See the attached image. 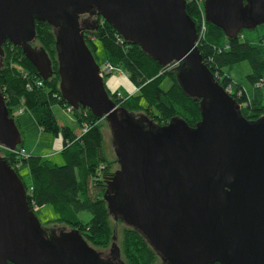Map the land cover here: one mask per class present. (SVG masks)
Here are the masks:
<instances>
[{"label": "water", "instance_id": "obj_1", "mask_svg": "<svg viewBox=\"0 0 264 264\" xmlns=\"http://www.w3.org/2000/svg\"><path fill=\"white\" fill-rule=\"evenodd\" d=\"M92 7L159 64H181L178 84L199 101L194 127L178 117L157 124L115 104L78 20ZM185 7L186 0H0V65L8 39L50 77L51 59L34 43L35 20H46L62 98L105 119L119 142V168L103 195L114 219L139 229L173 264H264V115L243 117L206 67ZM203 8L227 38L264 24V0H204ZM20 143L0 93V146ZM94 254L77 229L42 226L22 180L0 157V264H94Z\"/></svg>", "mask_w": 264, "mask_h": 264}, {"label": "trees", "instance_id": "obj_2", "mask_svg": "<svg viewBox=\"0 0 264 264\" xmlns=\"http://www.w3.org/2000/svg\"><path fill=\"white\" fill-rule=\"evenodd\" d=\"M185 10L197 29L201 19L197 1L186 0ZM85 15L90 17L81 27L83 37L96 62L98 63L94 52L95 41H99L104 51L105 63L111 67V72L122 71L136 89L134 93H130L120 88L111 91L106 87L116 105L131 112L144 113L158 124H165L172 117L183 119L190 127L199 122V101L187 96L176 78L181 64H159L140 45L125 40L97 13L95 7ZM253 32L256 34L251 35ZM34 40L51 59V76L43 79L21 47L14 46L6 39L2 44L0 93L9 116L14 118V113L19 112L20 108L22 112L28 109L42 131L61 137L63 147L59 154L64 162L57 164L47 156L31 153H27V156L20 155L19 151L23 149L22 135L21 143L15 148L16 152L0 146V157L22 180L26 200L32 210L34 206H52L57 216L45 223H50L49 226L42 223L45 229L58 230L60 227H56L54 222L64 224L77 229L93 248H106L115 237L113 221H122L114 219L103 199L107 188L106 178L114 173L112 165L116 162L107 159L103 151V118H98L90 109L80 106L70 111L72 124H60L57 121L53 106L57 105L65 110L68 104L59 90L55 32L46 20H35ZM197 48L204 64L223 89L230 86L234 92L241 91L239 96L232 93V97L241 105L242 116L248 121H255L263 116L264 24L243 29L236 38H227L221 28L206 22L203 36H198ZM241 61H247L250 66V73L244 78L245 84L234 81L230 75L233 66ZM111 72H105L104 75ZM165 79L170 81L167 89L161 87ZM15 122L17 124L16 120ZM84 126L86 129L83 131ZM76 130L80 132L77 134ZM23 167L28 169L29 182H25L19 173ZM81 212H88L90 219H81ZM120 232L118 246L126 264L159 262L157 253L139 229L124 224Z\"/></svg>", "mask_w": 264, "mask_h": 264}, {"label": "rangeland", "instance_id": "obj_3", "mask_svg": "<svg viewBox=\"0 0 264 264\" xmlns=\"http://www.w3.org/2000/svg\"><path fill=\"white\" fill-rule=\"evenodd\" d=\"M259 31H261L259 29ZM256 34V32L251 33ZM38 45L37 43H35ZM96 49L95 56L99 63V66L102 70H105V60H104V51L99 41H95ZM250 73V66L247 61H241L235 64L230 72L231 77L234 81L241 82L245 84V75ZM105 74V73H104ZM103 74V75H104ZM103 81L108 89L113 91L116 88L123 89L124 91L134 93L136 89L129 83L124 73L120 70H113L110 74L103 76ZM170 85L169 79H165L161 87L163 89H167ZM53 112L57 121L60 124L69 123L72 124V117L70 113H67L64 109L60 108L57 105L53 106ZM14 119L17 121L18 128L23 137L22 147L27 153H31L34 155H43L50 158L54 163L62 164L64 162L62 156L59 154V151L56 148V137L48 132L42 131L38 126L35 118L32 113L28 109H24L22 113L15 112ZM101 129L103 134V151L107 159L116 160V162L112 165V170H117L119 168V163L117 161L118 153L117 148L119 146V142H117L109 123L103 119L101 121ZM80 131L76 130L78 134ZM19 173L25 182H29V173L27 168H21ZM33 211L41 224H45L46 222L53 220L56 218V213L53 208L49 204H44L41 206H34ZM81 219L84 221H88L91 215L88 212L80 213ZM118 219H120L118 217ZM121 220V219H120ZM122 221V220H121ZM50 224V223H48ZM48 224H45L49 226ZM53 224V223H51ZM57 224L56 227L67 228L68 226L64 224ZM125 223L113 221V227L115 231V239L113 240V244L115 247H119V239L120 231ZM126 225V224H125ZM51 226V225H50ZM159 258V257H158ZM124 260V259H123ZM160 262V261H159ZM157 262L156 264H158Z\"/></svg>", "mask_w": 264, "mask_h": 264}, {"label": "flooded vegetation", "instance_id": "obj_4", "mask_svg": "<svg viewBox=\"0 0 264 264\" xmlns=\"http://www.w3.org/2000/svg\"><path fill=\"white\" fill-rule=\"evenodd\" d=\"M90 16L84 14H78L79 24L82 27L86 22H88ZM139 113V112H138ZM144 114V113H143ZM154 121V120H153ZM157 123L156 121H154ZM158 124V123H157ZM50 231V230H47ZM115 239V237H113ZM95 249L94 254V264H126L123 260L122 253L119 247H115L113 241L109 244L108 247L103 249ZM159 263L158 264H173V261L167 260L165 257L159 254Z\"/></svg>", "mask_w": 264, "mask_h": 264}, {"label": "built area", "instance_id": "obj_5", "mask_svg": "<svg viewBox=\"0 0 264 264\" xmlns=\"http://www.w3.org/2000/svg\"><path fill=\"white\" fill-rule=\"evenodd\" d=\"M197 1V4L199 6V9H200V14H201V19H200V23L198 25V28H197V39H198V36L202 37L205 30H206V20H205V14H204V8H203V0H196ZM196 44H197V41H196ZM105 67H108L109 69H111V67H109L108 64L105 65ZM38 84H40L38 82ZM228 94H230L232 96V93H236V96H239L240 95V90H238L237 92H234L232 91L231 87L230 86H227L225 89H224ZM72 110V107L70 105H68L65 109V111L67 113H70V111ZM19 112H22V108L19 109ZM85 126L83 127V131L85 130ZM14 152H16V150H12ZM20 155L22 156H27V152L24 150V149H21L19 151Z\"/></svg>", "mask_w": 264, "mask_h": 264}, {"label": "crops", "instance_id": "obj_6", "mask_svg": "<svg viewBox=\"0 0 264 264\" xmlns=\"http://www.w3.org/2000/svg\"><path fill=\"white\" fill-rule=\"evenodd\" d=\"M55 144H56L57 150L60 151L62 149V147H63V142H62V139H61L60 136H56V142H55Z\"/></svg>", "mask_w": 264, "mask_h": 264}]
</instances>
